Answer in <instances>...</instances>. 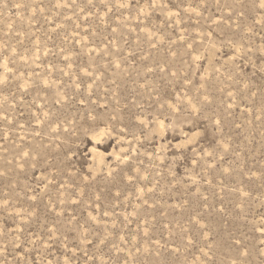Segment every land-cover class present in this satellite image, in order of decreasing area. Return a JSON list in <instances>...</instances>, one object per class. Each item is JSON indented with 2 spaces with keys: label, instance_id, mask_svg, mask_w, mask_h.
Listing matches in <instances>:
<instances>
[{
  "label": "rangeland",
  "instance_id": "rangeland-1",
  "mask_svg": "<svg viewBox=\"0 0 264 264\" xmlns=\"http://www.w3.org/2000/svg\"><path fill=\"white\" fill-rule=\"evenodd\" d=\"M0 264H264V0H0Z\"/></svg>",
  "mask_w": 264,
  "mask_h": 264
}]
</instances>
